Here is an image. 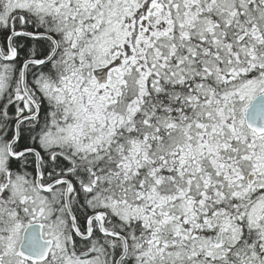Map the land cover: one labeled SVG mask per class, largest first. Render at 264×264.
Listing matches in <instances>:
<instances>
[{"label":"snow or ice","instance_id":"snow-or-ice-1","mask_svg":"<svg viewBox=\"0 0 264 264\" xmlns=\"http://www.w3.org/2000/svg\"><path fill=\"white\" fill-rule=\"evenodd\" d=\"M0 264H264V0H0Z\"/></svg>","mask_w":264,"mask_h":264}]
</instances>
